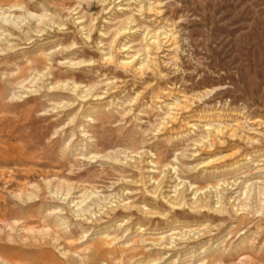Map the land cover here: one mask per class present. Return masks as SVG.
<instances>
[{
	"label": "rangeland",
	"instance_id": "1",
	"mask_svg": "<svg viewBox=\"0 0 264 264\" xmlns=\"http://www.w3.org/2000/svg\"><path fill=\"white\" fill-rule=\"evenodd\" d=\"M0 264H264V0H0Z\"/></svg>",
	"mask_w": 264,
	"mask_h": 264
},
{
	"label": "bare ground",
	"instance_id": "2",
	"mask_svg": "<svg viewBox=\"0 0 264 264\" xmlns=\"http://www.w3.org/2000/svg\"><path fill=\"white\" fill-rule=\"evenodd\" d=\"M153 42V41H152ZM223 132V131H222ZM157 187V186H156ZM157 188H160V187H157ZM195 199V198H194ZM177 201V200H176ZM168 202V201H167ZM197 203V202H196ZM202 203V205H203V207H207L208 206V204H207V202H201ZM170 204H172V205H174V206H178V204L177 203H175L173 200H172V203L170 202ZM196 204H194V203H190V206L192 207V209H193V207L195 206ZM190 207V208H191ZM197 207V206H196ZM195 207V208H196ZM198 208V207H197ZM239 210V209H238ZM241 212H243V211H245V208L244 207H241V210H240ZM77 218V217H76ZM196 238V237H195Z\"/></svg>",
	"mask_w": 264,
	"mask_h": 264
}]
</instances>
